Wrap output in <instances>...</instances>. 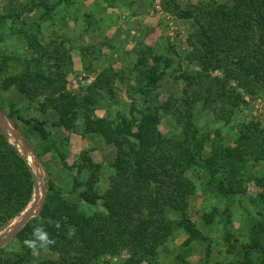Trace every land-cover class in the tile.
<instances>
[{"label":"trees","instance_id":"1","mask_svg":"<svg viewBox=\"0 0 264 264\" xmlns=\"http://www.w3.org/2000/svg\"><path fill=\"white\" fill-rule=\"evenodd\" d=\"M168 4L180 18L191 21L189 51L184 61L200 68L197 72L184 70L180 75L186 82L185 91L193 89L195 96L186 98L187 111H182L181 115L189 125L178 129L171 137L165 136L159 128L161 109H167L168 104L150 103L149 95L174 61L144 42L139 45L136 67L140 66L145 82L129 88L144 96L145 107L139 110V115L131 110L119 112L114 119L94 116L93 112L101 95L99 89L113 92L112 84L120 73L110 66L100 74V80L88 87V94L70 92L67 75L73 70V60L71 47L64 38H51L45 45L34 31L22 30L35 55L26 57L23 71L16 74L5 75L6 68L0 62L1 89L15 86L30 100L44 95L58 112L54 125L59 127L73 128V116L83 110L86 133L102 137L117 151L111 163L114 171L103 193L98 186L102 164L95 163L87 153L80 168L86 169L89 175L86 180L76 178L71 191H63L51 176L45 177V192L36 216L17 231L9 243L0 246V264H141L143 261L158 264L160 246L176 230L186 232L188 246L194 240H207L190 216V198L197 192V185L188 170L193 167L205 173L207 187L227 197L237 193V176L246 159L240 147L219 143L212 146L210 156L203 155L205 144L192 124L191 108L201 99L206 104L216 103V114H225L229 120L244 102L241 91L264 93V0L213 1L186 7L179 0H168ZM36 6L45 8L40 20L52 18L56 8V4L51 6L47 0H41L32 8ZM14 14L20 16L19 11ZM10 16L13 15L10 13ZM40 20L34 22L36 28L40 27ZM28 27L35 28L33 23ZM81 52L92 54L89 47L81 48ZM16 112L11 108L8 115L0 116V235L34 202L37 175L27 152L7 135L2 122L9 123L21 135L24 146L33 151L38 160L41 152L31 137L37 134L48 140L52 134L40 119L16 115ZM247 138L250 135L243 133L240 140ZM54 147L47 146L44 151ZM56 150L60 151L58 146ZM262 180L260 184L264 187ZM260 195L264 204V192ZM81 200L101 206L104 212L89 214L76 203ZM217 212V209L205 212V223L213 224ZM49 217L61 220L59 230L47 224ZM40 224L56 241L47 249L53 257L37 256L23 244L31 237L33 227ZM263 234L264 222L258 221L251 229L249 242L242 245L244 264H252V255L256 252L261 256L259 264H264ZM14 240L18 242L17 248L10 247ZM227 240L231 251L238 247ZM123 251L127 252L125 257ZM210 254L208 244L201 264L210 262ZM108 256L118 257L117 261Z\"/></svg>","mask_w":264,"mask_h":264},{"label":"rangeland","instance_id":"2","mask_svg":"<svg viewBox=\"0 0 264 264\" xmlns=\"http://www.w3.org/2000/svg\"><path fill=\"white\" fill-rule=\"evenodd\" d=\"M40 1L0 0V62L6 68L5 75L22 72L24 59L35 55L22 30L34 31L45 45L49 44L51 38H64L71 47L73 60V70L67 75L68 90L80 95L88 94V87L98 81L105 69L113 66L120 73L112 84L113 92L99 89L101 95L98 96L93 115L114 119L119 112L129 113L131 110L139 115V110L145 107V98L129 86L145 82L139 72L140 66L136 67L139 45L144 42L165 57H172L174 61L159 86L151 90L149 95L150 103L168 104L167 109H161V132L171 137L178 129L189 125L181 115L182 111H187L186 98L195 96V91H185L186 82L180 75L184 70L191 72L190 69H195L197 72L200 68L194 64L189 66L184 61V55L189 51L188 36L193 28L192 23L188 19L180 18L168 4V0H47L51 6L56 4V8L52 18L47 17L44 20L39 17L45 8H32ZM213 1L232 2L179 0V3L186 7L189 4ZM16 11H19V17L15 16ZM36 20H40L39 28L34 23ZM31 23L35 26L34 29L28 27ZM83 47H89L92 54H82ZM49 63L53 65L54 62ZM1 80L2 78L0 83ZM241 92L244 102L229 120L225 114H216V103L206 104L201 99L191 108L194 113L192 124L200 133L199 139L205 144L203 155L210 156L212 146L216 143L240 147L246 163L237 176V193L226 197L213 192L206 185V174L196 168H189L188 175L197 185V192L190 198L189 212L207 240H194L188 246L185 244L188 237L186 232L176 230L160 246L158 264H201L208 244L211 248L208 264H228L232 261L235 264H244L242 245L249 242L253 225L258 221L264 222V204L260 195L264 192V187L260 184L261 179H264V93L261 90L255 94ZM11 108L17 111L16 115L40 119L52 133L48 140H43L37 134L31 137L41 152L38 160L34 152L24 146L21 135L9 123L2 122L7 135L18 141L27 152L39 179L40 199L36 212L30 219L36 216L43 199L45 177L51 176L65 192L74 188L76 178L87 179L88 171L80 168L86 153L95 163L102 164L98 184L100 192L103 193L108 188L109 177L114 171L111 163L115 160L117 151L114 145L106 143L102 137L86 133L83 110L73 116V128L59 127L54 125L58 121V112L52 104H48L44 95L30 100L15 86L8 90L0 88V116L8 115ZM243 133L250 135V138L246 141L240 140ZM51 145L55 147L45 152L44 148ZM56 146L59 147V152ZM76 203L89 214L104 212L101 206L89 205L83 200ZM30 207L15 223L23 218ZM212 209H217L218 212L214 223L209 225L205 223L203 215ZM228 238L238 245L236 249L231 251ZM262 241L264 243V234ZM17 246L18 242L15 240L10 243L11 248ZM126 254L123 251L124 257ZM36 255L53 257L49 250ZM260 257L258 252L254 253L252 264H259ZM108 258L117 261L118 257ZM141 264L151 263L143 261Z\"/></svg>","mask_w":264,"mask_h":264},{"label":"clouds","instance_id":"3","mask_svg":"<svg viewBox=\"0 0 264 264\" xmlns=\"http://www.w3.org/2000/svg\"><path fill=\"white\" fill-rule=\"evenodd\" d=\"M47 224L59 230L62 226L60 219L47 218ZM56 241L51 234L43 226V224L33 227L31 237L23 241L25 247L30 249L33 253H38L47 250L50 246L55 245Z\"/></svg>","mask_w":264,"mask_h":264},{"label":"water","instance_id":"4","mask_svg":"<svg viewBox=\"0 0 264 264\" xmlns=\"http://www.w3.org/2000/svg\"><path fill=\"white\" fill-rule=\"evenodd\" d=\"M36 175V174H35ZM35 187H36V197L33 205L30 207L28 212L21 218L17 223H15L14 227L5 235H0V246L5 245L9 243L16 235L17 231H19L30 219V217L36 212L37 205L39 203L40 199V190H39V183H38V177L35 176Z\"/></svg>","mask_w":264,"mask_h":264}]
</instances>
